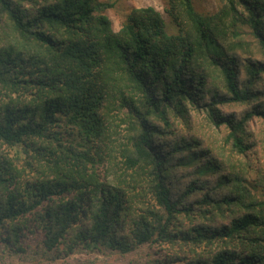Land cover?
I'll list each match as a JSON object with an SVG mask.
<instances>
[{
    "label": "trees",
    "instance_id": "obj_1",
    "mask_svg": "<svg viewBox=\"0 0 264 264\" xmlns=\"http://www.w3.org/2000/svg\"><path fill=\"white\" fill-rule=\"evenodd\" d=\"M218 1L202 14L165 0L168 20L132 7L114 31L116 0H0V247L16 264L144 243L161 248L143 264H264V184L247 169L248 123H264V0ZM244 33L259 59L241 57ZM187 103L226 129L245 168L193 134L164 138L153 117L183 118ZM115 110L129 129L110 172L153 198L135 215L99 177Z\"/></svg>",
    "mask_w": 264,
    "mask_h": 264
},
{
    "label": "rangeland",
    "instance_id": "obj_2",
    "mask_svg": "<svg viewBox=\"0 0 264 264\" xmlns=\"http://www.w3.org/2000/svg\"><path fill=\"white\" fill-rule=\"evenodd\" d=\"M164 1L165 0H116L114 6L106 9L105 12L111 20L114 31H117L121 27L126 14L132 7L152 5L163 14L166 20H168L169 17L164 11ZM192 3L195 9L202 14L214 13L221 10L219 8L224 7V3H220L218 0H192ZM244 35L245 33L241 37V40L243 39L242 42L244 43V47L238 49L242 53L241 57L247 56L251 57V59H259L261 56L259 55L257 47L251 42V38L248 35ZM216 78L218 80L220 78L219 75ZM261 99L264 101V98ZM258 100H260V98ZM244 107L245 105L243 103L227 104L225 109L227 111L233 110L240 112ZM186 110L187 113L183 118H180L171 112L167 124H164L157 117L152 116L154 121L162 127L164 138H168L169 141H175L180 137L193 134L207 144L209 149L212 152H215L220 158L223 160H225V158L229 159L230 165H234L238 170L239 167L245 168L244 165L248 164L246 163V159H242L243 157L239 155V153H233L229 148L225 147L223 137L226 129L224 127H216L202 110L189 103H187ZM113 113L117 114V116L112 117V120H107L109 134H112L110 140L107 141L108 149L105 153V155L108 156L105 158L107 159V163L99 168V177L106 183H110L104 185L105 188L117 189L119 187L120 191H122V193L124 192V195L120 193V199L122 202L126 199L131 203V207L129 208V213H131L129 215H135L143 211V209L150 208V198H152V195L149 186L145 188L139 185L130 186L126 181L119 182L118 179L115 178L114 172H110V170L116 171L114 169L115 163L117 165L119 164L118 166H121L119 159L120 148L116 143H126V131L129 129V123L123 112L118 111L117 113L115 110ZM247 127L248 141L253 144L249 156L254 158L251 160L249 159L248 162H251V165L247 167V169L254 177V180L260 179L264 184V156L259 152L260 149L264 147V123L259 118H253L250 120ZM182 158L185 159L184 156ZM135 175L136 173L134 176ZM124 176L129 179L128 175ZM124 176H122L120 180L123 179ZM262 188H264V186H262ZM223 191L224 190H218L215 196L218 197ZM257 192L258 191H255L254 193L259 196L260 192ZM97 193L100 194L101 191H98ZM160 248L161 246L159 244L144 243L140 244L139 247L132 251L120 253L105 246H98L97 248L92 249L77 247L72 254L60 256L55 259L51 258L52 256L43 258L37 253L32 252L26 254H28V258L33 260V262L29 264H143L144 259L147 257L145 254L157 251ZM17 258L18 255L9 253L7 250H3L0 247V264H16V261L18 260Z\"/></svg>",
    "mask_w": 264,
    "mask_h": 264
}]
</instances>
